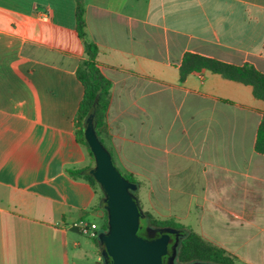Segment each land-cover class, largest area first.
<instances>
[{
	"label": "crops",
	"instance_id": "1",
	"mask_svg": "<svg viewBox=\"0 0 264 264\" xmlns=\"http://www.w3.org/2000/svg\"><path fill=\"white\" fill-rule=\"evenodd\" d=\"M75 8L0 0V264L103 261L96 239L74 227L95 223L99 205L94 185L69 174L90 159L77 119L85 53ZM85 25L110 83L99 138L136 181L141 212L235 264H264V155L255 151L264 101L207 70L179 76L185 54L264 75V0H86Z\"/></svg>",
	"mask_w": 264,
	"mask_h": 264
},
{
	"label": "trees",
	"instance_id": "2",
	"mask_svg": "<svg viewBox=\"0 0 264 264\" xmlns=\"http://www.w3.org/2000/svg\"><path fill=\"white\" fill-rule=\"evenodd\" d=\"M75 1L76 31L78 36L83 40L85 53V60L78 66L76 70V77L81 83L84 92L82 100L79 104L77 119L78 126L80 128L79 136L83 145L87 148L89 155L92 157L84 137V130L86 125L90 122L99 142L102 144L99 138V131L104 126L106 120V113L110 101V83L104 78L98 69V50L96 46L90 42H87L85 39L86 0ZM200 70H207L214 74H218L227 80L249 85L252 87L253 96L258 100L264 101V75L250 65L245 64L243 66H233L214 59L193 54H185L179 67L180 80L182 81L187 75ZM255 151L264 155V113L261 114L260 123L256 132ZM92 170L93 167L88 166L82 170L69 171V174L73 177H80L93 185V183L96 181L92 176ZM122 176L127 181L136 184V181L133 178L124 175ZM132 196L138 204L134 192L132 193ZM98 207L102 211V217L99 218V229L100 231L105 232L108 229V220L103 198L99 199ZM142 214L147 220L148 227L155 229L168 228L178 232L181 240L176 252V260L180 264H235L234 258H232V256L226 254L222 249L204 241L195 233L185 230L179 224L174 223L173 221H158L147 213ZM95 242L97 247L101 250L102 245L99 243L98 239H96ZM94 264L100 263L96 262Z\"/></svg>",
	"mask_w": 264,
	"mask_h": 264
},
{
	"label": "water",
	"instance_id": "3",
	"mask_svg": "<svg viewBox=\"0 0 264 264\" xmlns=\"http://www.w3.org/2000/svg\"><path fill=\"white\" fill-rule=\"evenodd\" d=\"M84 137L95 162L92 176L103 192L107 212L108 229L99 233L97 238L102 245L103 264H163V258L169 253L171 235L175 237V243L167 264H173L178 232L158 229L160 236L154 239L138 235L140 220L144 216L132 196L137 185L127 181L116 168L90 122L85 127ZM149 230L146 228V233Z\"/></svg>",
	"mask_w": 264,
	"mask_h": 264
},
{
	"label": "rangeland",
	"instance_id": "4",
	"mask_svg": "<svg viewBox=\"0 0 264 264\" xmlns=\"http://www.w3.org/2000/svg\"><path fill=\"white\" fill-rule=\"evenodd\" d=\"M94 165H95L94 158H93V156H92V157L90 156V159H89V166H90V167H94ZM93 185H94V187H95V189H96V192H97V195H98L99 199H100V198H104V195H103L102 190L100 189V186H99L96 182H94ZM145 204H146L145 202L142 203L144 209L146 208V205H145ZM94 211H95L96 214H97V219H95V224L99 226L100 221H99L98 217H99V218L102 217V211H101V209H100L99 207H95V208H94ZM146 228H147V220H146L145 218H141V220H140V228H139V230H138V235H139L140 237L147 238L148 234L146 233ZM100 233H101V232H100ZM172 240H173V239H172ZM172 240H171V241H172ZM180 240H181V238H179V240H178L179 243H180ZM178 246H179V245H178ZM178 246H176V248H175V254H174L173 264H180V263L176 260V252H177V250H178ZM94 261H95V256H93L92 254H90V255L88 256L87 260L83 259V260L80 262V264H93ZM102 262H103V261H99L100 264H102Z\"/></svg>",
	"mask_w": 264,
	"mask_h": 264
},
{
	"label": "built area",
	"instance_id": "5",
	"mask_svg": "<svg viewBox=\"0 0 264 264\" xmlns=\"http://www.w3.org/2000/svg\"><path fill=\"white\" fill-rule=\"evenodd\" d=\"M40 19L43 22H47L49 18L47 15L41 14ZM74 227L77 228L82 235L93 239H97L99 233L104 232V231H100L99 226L96 225L94 222H89L85 220L76 223Z\"/></svg>",
	"mask_w": 264,
	"mask_h": 264
},
{
	"label": "flooded vegetation",
	"instance_id": "6",
	"mask_svg": "<svg viewBox=\"0 0 264 264\" xmlns=\"http://www.w3.org/2000/svg\"><path fill=\"white\" fill-rule=\"evenodd\" d=\"M147 228L150 229L149 232L147 233V234H148V237H149L150 239H154V238H157V237L160 236L159 231H157L158 229L151 228V227H148V226H147ZM159 230H160V229H159ZM179 238H180V236H179ZM172 239H173V240H172ZM171 240H172V241H171ZM178 240H179V239H177L176 246L179 245V241H178ZM174 243H175V237H174L173 235H171V236H170V243H169V246H168L169 253H168L167 256L164 257V259H163V264H167V259H168V257L171 255L172 246L174 245ZM176 246H175V248H176ZM187 264H193V263H187Z\"/></svg>",
	"mask_w": 264,
	"mask_h": 264
}]
</instances>
